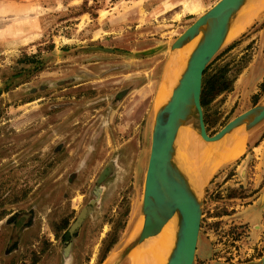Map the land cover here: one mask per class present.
<instances>
[{
    "label": "rangeland",
    "instance_id": "374dc122",
    "mask_svg": "<svg viewBox=\"0 0 264 264\" xmlns=\"http://www.w3.org/2000/svg\"><path fill=\"white\" fill-rule=\"evenodd\" d=\"M218 1L0 0V264H101L115 234L102 264L140 257L126 241L133 211L142 219L153 107L173 61L165 47ZM248 5L255 16L245 13L236 34L230 27L208 65V76L224 68L233 81L203 108L210 136L264 101V3ZM256 56L261 78L244 83ZM238 133L223 146L234 157L200 196L195 264H257L264 255V121Z\"/></svg>",
    "mask_w": 264,
    "mask_h": 264
},
{
    "label": "water",
    "instance_id": "95a60500",
    "mask_svg": "<svg viewBox=\"0 0 264 264\" xmlns=\"http://www.w3.org/2000/svg\"><path fill=\"white\" fill-rule=\"evenodd\" d=\"M249 2L219 0L177 40L165 47L175 51L200 37L171 98L158 110L153 123L142 202L144 224L140 235L129 242V253L147 239L157 236L176 216V243L167 264H195L203 214L202 193L195 194L189 178L174 161L178 131L183 125L194 123L205 141L215 142L243 125L253 128L264 121L263 101L210 136L201 104L204 72L227 42L231 22ZM96 49L113 52L112 49ZM86 214L87 211L81 214L71 232L81 226ZM257 264H264V255Z\"/></svg>",
    "mask_w": 264,
    "mask_h": 264
},
{
    "label": "bare ground",
    "instance_id": "6f19581e",
    "mask_svg": "<svg viewBox=\"0 0 264 264\" xmlns=\"http://www.w3.org/2000/svg\"><path fill=\"white\" fill-rule=\"evenodd\" d=\"M262 2L264 3V0H262ZM248 6L249 5L246 4L239 12L237 18L231 22L230 27L235 26L237 24L236 28H234L233 30V34L238 33L243 27L242 24L238 22L241 20L243 15H245V13L253 11V14L249 13L245 15L243 19L246 20L250 19L252 15L255 16L257 7ZM246 23L247 21L244 24ZM227 35V37L230 36L229 33H227ZM199 39L200 37H197L191 43L185 45L181 49H177L174 52L170 53V57L172 56L171 59L173 61L168 63L166 66L164 80L160 86L157 99L153 107V121H155V117L158 110L163 105H165L171 98L172 91L174 87H176V85L178 84L181 75L186 69L187 62ZM244 126L245 125L233 130L231 133L227 134L224 138L219 141L208 142L209 146H213V148H215H211L212 150H210L211 152L209 153L200 151V148L195 145L194 139L192 137H189V135L191 134L190 130L188 129L190 128L189 125L185 124L179 129L177 138L175 140L176 152L174 161L189 178L193 186V191L196 195H200L202 193L206 180L211 176L210 173H213L217 167L226 164L234 157L235 149H225L223 146H225L232 140L240 137L241 135H245L239 134L238 132L240 131L248 134L251 133V130L253 128H248ZM232 136H235V138H232ZM179 144H181L180 146L183 148L181 152L179 151ZM141 218V223H138V214L136 210L133 211L131 229L129 231L126 243L133 241L140 235L144 224V217L142 211ZM176 224L177 220L175 216L164 226L163 230L157 236L149 238L144 241L141 245L135 247L130 252V254H132L136 250L137 254L140 255V257L133 261L131 260L130 264H167L176 243V235L178 230ZM110 264H115L114 258L110 261Z\"/></svg>",
    "mask_w": 264,
    "mask_h": 264
},
{
    "label": "trees",
    "instance_id": "16d2710c",
    "mask_svg": "<svg viewBox=\"0 0 264 264\" xmlns=\"http://www.w3.org/2000/svg\"><path fill=\"white\" fill-rule=\"evenodd\" d=\"M209 66L206 68L204 72V78H203V90H202V96H201V104L202 107L205 108L208 105H210L217 97L222 95L225 92H228L232 88V80L228 76V69H224L217 72L214 75L208 76ZM233 191L231 192V198L235 197ZM119 237L118 234H115L110 241L106 251L104 252L101 264L105 261L108 254L111 252V250L118 244Z\"/></svg>",
    "mask_w": 264,
    "mask_h": 264
},
{
    "label": "crops",
    "instance_id": "0c3cea01",
    "mask_svg": "<svg viewBox=\"0 0 264 264\" xmlns=\"http://www.w3.org/2000/svg\"><path fill=\"white\" fill-rule=\"evenodd\" d=\"M259 37L260 39L257 41V45L259 49H262L263 44H264V29L259 33ZM256 57L257 58L253 60L251 64L249 65V67L247 68V72L245 73V77H244L245 78L244 83L245 82L253 83L261 78L260 72H262L263 64L260 61V56H256Z\"/></svg>",
    "mask_w": 264,
    "mask_h": 264
},
{
    "label": "flooded vegetation",
    "instance_id": "af4514ba",
    "mask_svg": "<svg viewBox=\"0 0 264 264\" xmlns=\"http://www.w3.org/2000/svg\"><path fill=\"white\" fill-rule=\"evenodd\" d=\"M23 221V220H22Z\"/></svg>",
    "mask_w": 264,
    "mask_h": 264
}]
</instances>
